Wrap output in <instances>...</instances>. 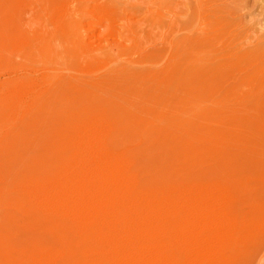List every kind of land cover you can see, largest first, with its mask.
I'll return each instance as SVG.
<instances>
[{
	"label": "rangeland",
	"instance_id": "374dc122",
	"mask_svg": "<svg viewBox=\"0 0 264 264\" xmlns=\"http://www.w3.org/2000/svg\"><path fill=\"white\" fill-rule=\"evenodd\" d=\"M127 1L112 6L115 19L96 32L105 1L0 0V130L26 94L46 91L51 123L18 128L30 142L23 162L37 163L91 90L95 98L102 91V106L125 109L124 126L149 136L137 162L151 178L210 175L241 189L246 207L264 203V0ZM0 201L16 229L62 238L15 199ZM261 245L247 264H264Z\"/></svg>",
	"mask_w": 264,
	"mask_h": 264
},
{
	"label": "bare ground",
	"instance_id": "6f19581e",
	"mask_svg": "<svg viewBox=\"0 0 264 264\" xmlns=\"http://www.w3.org/2000/svg\"><path fill=\"white\" fill-rule=\"evenodd\" d=\"M102 1L108 15L98 19L96 32L115 19L112 6L128 3ZM101 50L90 48L91 53ZM109 79L98 80L94 89ZM90 94L71 114L69 128L62 125L61 136L46 143L37 163L23 162L30 142L18 128L51 123L54 112L46 91L23 93L12 123L0 130V195L15 199L33 222L62 232V238L55 239L32 228L16 229L0 210L4 264H247L251 251L264 244V203L246 207L241 189L210 175L151 178L137 162L149 136H135V129L123 124L125 109L110 102L112 107L102 106L92 90ZM191 123L196 129L201 126Z\"/></svg>",
	"mask_w": 264,
	"mask_h": 264
}]
</instances>
